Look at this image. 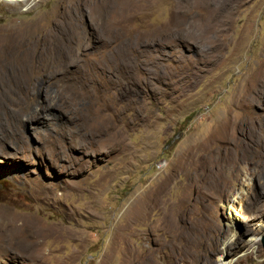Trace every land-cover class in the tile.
I'll use <instances>...</instances> for the list:
<instances>
[{"label": "rangeland", "instance_id": "rangeland-1", "mask_svg": "<svg viewBox=\"0 0 264 264\" xmlns=\"http://www.w3.org/2000/svg\"><path fill=\"white\" fill-rule=\"evenodd\" d=\"M262 221L264 0H0V264H264Z\"/></svg>", "mask_w": 264, "mask_h": 264}, {"label": "bare ground", "instance_id": "bare-ground-1", "mask_svg": "<svg viewBox=\"0 0 264 264\" xmlns=\"http://www.w3.org/2000/svg\"><path fill=\"white\" fill-rule=\"evenodd\" d=\"M247 183L249 184V182H247ZM241 205H242L241 199L238 196H235V195H232V199L226 204V206L228 207L229 211L232 212L231 213L232 216H237V217H241L242 216L241 215L242 213L240 211L241 208H242ZM249 220H250L249 217H247V218L243 217V221L244 222L248 223ZM262 227H264V221L258 223V226H257L258 229H261ZM235 228H230V235H231L230 239H233V238H235L237 236V231L238 230L236 231ZM237 240H238V238H237ZM204 264H206V262Z\"/></svg>", "mask_w": 264, "mask_h": 264}, {"label": "water", "instance_id": "water-1", "mask_svg": "<svg viewBox=\"0 0 264 264\" xmlns=\"http://www.w3.org/2000/svg\"><path fill=\"white\" fill-rule=\"evenodd\" d=\"M263 245H264V238H263Z\"/></svg>", "mask_w": 264, "mask_h": 264}]
</instances>
